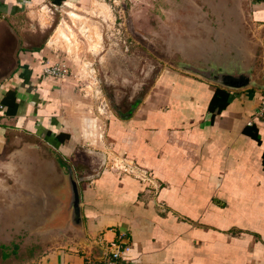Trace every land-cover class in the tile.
I'll use <instances>...</instances> for the list:
<instances>
[{
    "label": "crops",
    "instance_id": "crops-1",
    "mask_svg": "<svg viewBox=\"0 0 264 264\" xmlns=\"http://www.w3.org/2000/svg\"><path fill=\"white\" fill-rule=\"evenodd\" d=\"M218 1L230 23L237 10L250 21L239 53L261 83L166 71L138 105L103 116L72 78L43 73L66 62L53 28L86 0H0V264H99L121 234L125 264L264 263V0ZM216 87L229 99L213 113ZM112 155L152 182L97 174Z\"/></svg>",
    "mask_w": 264,
    "mask_h": 264
},
{
    "label": "rangeland",
    "instance_id": "rangeland-1",
    "mask_svg": "<svg viewBox=\"0 0 264 264\" xmlns=\"http://www.w3.org/2000/svg\"><path fill=\"white\" fill-rule=\"evenodd\" d=\"M85 5L53 28L51 40L77 92L92 113L103 116L127 112L134 100L138 105L166 71L188 73L183 66L190 63H221L243 47L239 37L246 38L250 22L237 10L230 23L218 0H86Z\"/></svg>",
    "mask_w": 264,
    "mask_h": 264
},
{
    "label": "built area",
    "instance_id": "built-area-1",
    "mask_svg": "<svg viewBox=\"0 0 264 264\" xmlns=\"http://www.w3.org/2000/svg\"><path fill=\"white\" fill-rule=\"evenodd\" d=\"M69 68L63 62H54L53 64L46 65L43 68V73L48 76H52L57 79H64L69 74ZM4 111V104L0 99V115ZM258 112H264V96L261 98L258 105ZM112 163L109 164L108 161ZM104 166H107L110 169L116 170L122 174H128L136 177L137 179L143 182H152V176L149 172L133 161L129 160L127 157H119L116 155L109 156L104 160ZM103 166V168H104ZM124 235H119L115 240L108 242L105 246L104 257L102 258L99 264H125L126 256L125 252L128 249L127 244L124 242ZM90 257L87 258L88 264H94Z\"/></svg>",
    "mask_w": 264,
    "mask_h": 264
},
{
    "label": "water",
    "instance_id": "water-1",
    "mask_svg": "<svg viewBox=\"0 0 264 264\" xmlns=\"http://www.w3.org/2000/svg\"><path fill=\"white\" fill-rule=\"evenodd\" d=\"M225 57L227 58L221 63L215 61L208 63L200 62L198 64L190 63L187 66L184 65L183 67L185 69H183L203 79L223 85V87L240 88L252 84H260V81L263 80V78L256 81L252 80L251 70L244 67L239 50L233 54L225 55ZM103 166L104 161L100 164L97 174L101 172ZM73 190L76 198H78L77 187L75 184H73ZM74 208L78 210L76 204Z\"/></svg>",
    "mask_w": 264,
    "mask_h": 264
},
{
    "label": "trees",
    "instance_id": "trees-1",
    "mask_svg": "<svg viewBox=\"0 0 264 264\" xmlns=\"http://www.w3.org/2000/svg\"><path fill=\"white\" fill-rule=\"evenodd\" d=\"M228 99H229V91L223 87H216L209 101L208 109L213 113L221 112L227 106ZM244 130L247 134H249L256 140H259V134L257 133V128L255 127L254 124L247 126ZM263 164H264V155H263Z\"/></svg>",
    "mask_w": 264,
    "mask_h": 264
},
{
    "label": "flooded vegetation",
    "instance_id": "flooded-vegetation-1",
    "mask_svg": "<svg viewBox=\"0 0 264 264\" xmlns=\"http://www.w3.org/2000/svg\"><path fill=\"white\" fill-rule=\"evenodd\" d=\"M130 107H131L130 105H127V109H126V111H127V110L129 111ZM93 171H94V170H93Z\"/></svg>",
    "mask_w": 264,
    "mask_h": 264
},
{
    "label": "bare ground",
    "instance_id": "bare-ground-1",
    "mask_svg": "<svg viewBox=\"0 0 264 264\" xmlns=\"http://www.w3.org/2000/svg\"><path fill=\"white\" fill-rule=\"evenodd\" d=\"M72 14H74V13H72Z\"/></svg>",
    "mask_w": 264,
    "mask_h": 264
}]
</instances>
